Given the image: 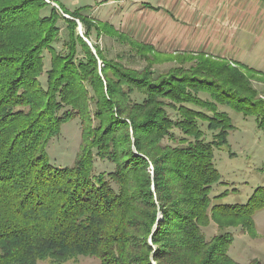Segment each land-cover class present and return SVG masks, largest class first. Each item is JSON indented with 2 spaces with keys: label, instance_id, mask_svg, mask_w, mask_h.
<instances>
[{
  "label": "trees",
  "instance_id": "trees-1",
  "mask_svg": "<svg viewBox=\"0 0 264 264\" xmlns=\"http://www.w3.org/2000/svg\"><path fill=\"white\" fill-rule=\"evenodd\" d=\"M51 2L0 0V264L80 254L98 264H238L228 255L231 232L206 240L202 229L228 218L248 233L264 208V185L244 204H214L226 191L212 194L221 183L213 151L233 128L220 107L254 116L264 129V101L242 69L264 72L202 52L165 73L155 74V60L127 68L94 42L93 53ZM70 16L89 40L98 34L87 18ZM60 21L63 52L53 47ZM73 119L75 162L55 166L47 146ZM96 159L112 168L98 171Z\"/></svg>",
  "mask_w": 264,
  "mask_h": 264
},
{
  "label": "rangeland",
  "instance_id": "rangeland-1",
  "mask_svg": "<svg viewBox=\"0 0 264 264\" xmlns=\"http://www.w3.org/2000/svg\"><path fill=\"white\" fill-rule=\"evenodd\" d=\"M49 1V0H48ZM77 1L76 3H73ZM104 0H57V3L51 4L57 8L62 16L74 19L76 23L77 34L89 45L91 51L95 53L92 43L98 45L102 54L108 59L119 61L124 67L142 70L151 61V68L155 74L165 73L170 68L182 65L189 67L195 60H180L183 55H173L162 52L148 42H141L126 32L120 22L109 24L106 20L109 6L103 4ZM103 4V5H101ZM101 5L99 10L93 9ZM67 9V13L61 12L59 8ZM70 11H76L78 15L89 21L90 28H96L97 33H91L90 40L84 36L85 27L79 17L72 18ZM69 13V14H68ZM117 23V24H116ZM61 34L59 39L53 43L57 51H65L63 40L65 35L64 23L59 22ZM88 41V42H87ZM148 46L153 51L148 52ZM153 57V58H152ZM49 53H43L44 69L49 67ZM147 58H150L149 61ZM227 60V59H225ZM229 61V60H227ZM264 66V59L261 60ZM98 67L102 66L98 59ZM231 67L241 69V66L229 62ZM264 70V67H262ZM256 70V69H255ZM249 77L253 88L256 91L258 99L264 101V76L253 74L242 69ZM259 71V70H256ZM44 83V75L41 78ZM202 97H207L202 95ZM134 100H140V95H132ZM220 107V106H219ZM230 118L232 129L226 136V143L220 149L213 151V162L219 173L221 183L214 185L212 194L217 195L224 191L226 194L213 203L221 204H244L252 192L259 186L264 185V129L259 128L254 116H244L242 113L221 106ZM176 131V130H175ZM176 133H178L176 131ZM206 139H210V134H206ZM81 143L80 125L78 119L63 123L60 127V134L52 139L46 149L49 162L55 166H72L75 162L76 154ZM172 143L165 138L163 144ZM95 164L98 171H106L112 168V165L106 161L96 159ZM151 170V166L149 167ZM254 227L248 233L243 228L239 220L228 218H218L208 221L202 232L206 240L220 233L231 232L233 235L232 244L229 247L228 255L231 260L238 264H249L250 262H264V208L256 210L253 214ZM98 259L93 256L76 255L63 261H57L52 258L37 260L35 264H98Z\"/></svg>",
  "mask_w": 264,
  "mask_h": 264
},
{
  "label": "crops",
  "instance_id": "crops-1",
  "mask_svg": "<svg viewBox=\"0 0 264 264\" xmlns=\"http://www.w3.org/2000/svg\"><path fill=\"white\" fill-rule=\"evenodd\" d=\"M103 4L109 6L104 14L110 25L120 22L134 39L157 51L177 56L202 52L264 72V0H104Z\"/></svg>",
  "mask_w": 264,
  "mask_h": 264
},
{
  "label": "built area",
  "instance_id": "built-area-1",
  "mask_svg": "<svg viewBox=\"0 0 264 264\" xmlns=\"http://www.w3.org/2000/svg\"><path fill=\"white\" fill-rule=\"evenodd\" d=\"M47 2H49L48 0H46ZM88 42V41H87Z\"/></svg>",
  "mask_w": 264,
  "mask_h": 264
},
{
  "label": "water",
  "instance_id": "water-1",
  "mask_svg": "<svg viewBox=\"0 0 264 264\" xmlns=\"http://www.w3.org/2000/svg\"><path fill=\"white\" fill-rule=\"evenodd\" d=\"M89 44V43H88ZM90 45V44H89Z\"/></svg>",
  "mask_w": 264,
  "mask_h": 264
}]
</instances>
